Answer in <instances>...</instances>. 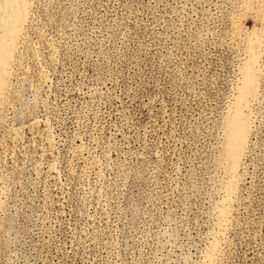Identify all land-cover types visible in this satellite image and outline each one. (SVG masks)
<instances>
[{
	"label": "rangeland",
	"instance_id": "374dc122",
	"mask_svg": "<svg viewBox=\"0 0 264 264\" xmlns=\"http://www.w3.org/2000/svg\"><path fill=\"white\" fill-rule=\"evenodd\" d=\"M25 1L0 96V264H264V0Z\"/></svg>",
	"mask_w": 264,
	"mask_h": 264
},
{
	"label": "bare ground",
	"instance_id": "6f19581e",
	"mask_svg": "<svg viewBox=\"0 0 264 264\" xmlns=\"http://www.w3.org/2000/svg\"><path fill=\"white\" fill-rule=\"evenodd\" d=\"M30 2L25 0H1V11L3 13L0 25V96L4 95L8 88L10 73L9 68L14 60L15 51L20 35L26 25ZM260 41L256 38L250 44V59L247 63L243 77V87L237 100L240 108L234 119L229 123L231 129L225 143L227 156V169L232 174H237L240 161L247 145L249 130L248 124L244 122L243 105L256 93L257 87V62L259 58Z\"/></svg>",
	"mask_w": 264,
	"mask_h": 264
}]
</instances>
